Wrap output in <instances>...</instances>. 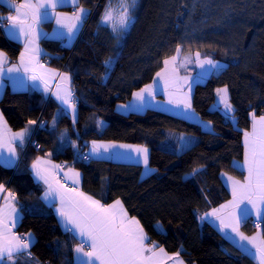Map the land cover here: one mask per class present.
I'll return each mask as SVG.
<instances>
[{"label": "trees", "instance_id": "1", "mask_svg": "<svg viewBox=\"0 0 264 264\" xmlns=\"http://www.w3.org/2000/svg\"><path fill=\"white\" fill-rule=\"evenodd\" d=\"M79 3L89 14L73 47L58 39L40 40L49 52L46 59L73 76L77 121L64 111L58 114L60 105L38 91L7 87L0 98V107L14 130L47 118L46 126L35 133L41 148L30 143L15 167L0 163V184L16 194L23 211L17 228L36 237L27 260L31 264H76L75 240L58 222L55 209L42 199L44 187L32 171L34 159L47 153L58 161L73 162L83 173V189L102 203L121 199L152 242L179 252L188 264H255L212 223L199 217L231 197L222 173L245 177V171L233 161L244 158L243 133L251 129V113L264 114V51L259 50L264 0H138L136 19L119 42L101 22L109 0ZM117 5L118 0H112V6ZM10 11L11 6L0 0V13L6 16ZM178 45L182 54L199 52L227 66L196 84L193 91L195 111L214 131L159 109L123 113L116 108L153 81ZM22 47L0 28L1 49L17 58ZM110 57L113 66L105 77L103 62ZM221 87L229 89L235 122L214 106L216 90ZM183 134L198 137L188 149H181ZM70 140L85 148L95 140L145 145L150 150L149 164L156 171L144 175L141 163L109 158L83 162L66 144ZM198 167L203 168L198 176L186 178ZM261 223L264 234V220ZM242 228L246 233L258 229L250 218Z\"/></svg>", "mask_w": 264, "mask_h": 264}, {"label": "snow or ice", "instance_id": "2", "mask_svg": "<svg viewBox=\"0 0 264 264\" xmlns=\"http://www.w3.org/2000/svg\"><path fill=\"white\" fill-rule=\"evenodd\" d=\"M16 15L0 17V20L9 21L11 31L8 37L13 40L24 38V51L19 56L18 64H10L6 53L0 51V85H3L5 77L12 81L15 86H29L28 81H41L47 90V81L51 76L57 75L51 69H45V66L39 62L43 54L39 46L42 33L39 25L42 21L55 19L60 31L58 36L67 37L69 40L74 38L79 31L80 26L85 21L88 10L79 7L77 0L70 2L78 9L69 17L66 13L56 12L58 6L65 3V0H24V3L17 4L15 0H5ZM138 6V0H118V5L114 8L112 0H109L101 17V22L108 25L114 34L115 39L119 42L130 26L134 23L135 10ZM115 13V14H114ZM181 46H177V55L163 61L165 68L156 73L158 78L163 80L164 86L169 89V104H173L177 109L183 111L185 118H198L191 106V83L188 77L179 76V67H184L185 63H190V57H185L179 61L178 56ZM196 63L204 68L205 65L211 66L216 71L226 68L219 61L209 57L200 59V53L195 54ZM105 77L113 66V59L110 57L104 62ZM20 73L27 74L19 75ZM203 77V74H202ZM201 77V78H202ZM60 79L65 83L63 92L57 91L56 98L65 106V112H71L73 122L76 120V105L74 96L67 84L70 83L68 74L60 75ZM145 85L134 97L139 104L122 105L125 109L139 110L147 103V98L155 95V85ZM188 85V92L183 88ZM39 86V85H33ZM59 89V85L57 86ZM220 104L223 105V111L229 119L235 122V116L231 115L234 109L230 103L227 87L217 89ZM252 130L244 131V166L247 170V178L241 183L238 180L222 173L231 186L233 199L225 205H220L219 209L213 208L210 212H205L199 217L201 221L210 220L217 223V228L223 238L233 244L242 254L250 257L255 264H264V234L257 233L255 236L248 237L240 231L242 222L247 221L250 217H256L257 220H264V115L256 116L255 112L251 113ZM29 125L36 124L32 120ZM55 119L53 125L55 126ZM102 124V121H98ZM204 123V122H202ZM209 131L210 122L205 123ZM7 122L0 112V163L5 167L12 168L16 164V147L17 141L22 145L26 138L31 134V128L5 135ZM63 137V133L61 134ZM190 138L180 137L179 143L181 149H188L192 144ZM117 145L105 144L103 142H92V147L85 160L100 158L103 152ZM122 148L134 149L138 160L144 164L146 173L151 174L156 171L148 166L149 150L145 146L119 145ZM103 150V151H102ZM34 177L37 181H42L46 186L42 199L50 207L55 208L58 222L62 228L70 233L73 239H79L81 243L74 247L77 264H159L160 258L164 254L161 248L159 252L155 249L158 245L153 244L151 247L146 244L148 236L144 231L140 221L135 217H129L127 209L119 199L112 204H102L101 201L94 199L74 188H68L58 179L49 168L42 166L39 158L32 164ZM59 167V166H54ZM71 171V170H70ZM203 171L202 167L194 168L186 174V178H195ZM68 174L65 173V176ZM79 172H74L70 179L74 183H79ZM5 191V186L0 184V193ZM3 205H0V264H17L14 257L26 255L31 257V247L35 244L34 234L29 232L24 235H17L14 229L22 223V212L16 206V196L11 191L3 197ZM231 209L227 213H222L223 209ZM226 251V250H225ZM177 264H184L179 258L180 253L174 254ZM37 264L39 262L37 261Z\"/></svg>", "mask_w": 264, "mask_h": 264}, {"label": "crops", "instance_id": "3", "mask_svg": "<svg viewBox=\"0 0 264 264\" xmlns=\"http://www.w3.org/2000/svg\"><path fill=\"white\" fill-rule=\"evenodd\" d=\"M5 1V0H4ZM15 2L17 4H20V3H24V0H15ZM77 3L79 5V7H82V8H85L88 10V14H89V9L83 5H81L79 3V0H77ZM8 4V3H7ZM74 5L70 2V0H65V3H63L62 5L58 6L57 9H56V12H62V13H66L69 17L72 15V13L74 12L73 11V8ZM87 14V16H88ZM10 15H16V13L12 10L11 8V11L9 14H7L6 16H10ZM5 16V15H4ZM86 16V18H87ZM47 22V24H45ZM85 22H86V19L85 21L82 23V25L80 26L79 28V31L78 33L76 34V36L74 38H72L71 40H69L66 36L61 38L58 36V32L60 31V28L59 26L56 24L55 22V19H48V20H44L40 23L39 25V29L42 33H45L47 34V37L46 38H52V39H58L61 41V43L68 47V48H71L75 45V43L77 42L78 38L80 37L81 33H82V30L84 28V25H85ZM12 29L10 28V25H9V21H8V24L7 26L5 27V33L8 35V32L11 31ZM42 38H45L44 36L41 37ZM40 39V40H41ZM17 41L21 42L23 44V47H22V50L21 52L24 51V38L21 37L20 39H18ZM39 46L40 48L42 49V52L43 54L40 56L39 58V62L41 64H43L45 66V69H51L53 70L57 75L55 76H51L48 78V81H47V90H45V85L43 82L41 81H28V85L29 86H25V87H19V86H15L12 81H10L9 79H7V77H5L4 79V82H3V85H0V98L2 97V95L4 94L5 90L7 87H10L11 89L13 90H17V91H38L44 98H46L47 100L48 99H52L53 101L57 102L59 105H60V110H58V114H60L61 112L64 111V108L65 106L61 104V102L56 98V93L57 91H61V93L63 92V89L65 87V83L61 81L60 79V75L62 74H68L71 78L70 80V83L67 84V87H69L73 93V76L72 74L68 71V70H64L63 67H58L57 65L55 64H52L48 61H46L47 59V56L49 55V52L44 48V46L41 44V42L39 41ZM0 51L6 53L7 55V58L9 60V65H6V66H10V64H18L19 63V56L17 58H12L6 51H4L3 49L0 48ZM197 52H194V53H189V54H182L181 51L179 53V56H178V65L179 66V61H182L184 60L185 57H190L191 59V62L190 63H185V66L184 67H179V76L181 77H188L189 78V83H191V92H190V96H191V106H192V109H194L193 107V91H194V88L196 86V84L200 83V82H204L211 74H213L214 72H216V70L212 69L211 66L209 65H205L204 68H201L197 63H196V60H195V54ZM21 54V53H20ZM177 55V53L175 54ZM173 55V56H175ZM172 57V56H171ZM171 57H168L166 59H170ZM205 57H203L200 53V59H204ZM221 65H224L222 62H220ZM165 68V65L163 66V68L159 71L161 72L163 69ZM202 74H203V77H202ZM19 75H24L26 76L27 74H24V73H20ZM202 77V78H201ZM157 81L156 85H155V95L154 96H150L147 98V103L145 104V106H143L142 108H140L139 110H129V109H125L123 107H120L122 105H133V104H139L140 102L137 101L134 97V94L132 96V98L126 102H124L123 104H117L116 105V108L118 111L120 112H123V113H126L128 110L129 111H144L146 109H149V108H154L155 106H162L164 107V109H159V110H163V111H166V112H169V113H173V114H176V115H179V116H183V111L181 109H177L175 105L173 104H169L168 101H169V95H168V92H169V89L167 87L164 86V83H163V80L161 78H158L157 76L154 77L153 81ZM153 81H151L150 83L148 84H153ZM146 84V85H148ZM33 85H39L38 87L37 86H33ZM60 86L59 89L57 86ZM144 87V86H143ZM142 87V88H143ZM223 88V87H222ZM141 89V88H140ZM140 89L136 90L134 93L138 92ZM221 89V88H219ZM183 91L184 92H188V85H185L184 88H183ZM228 96H230L229 94V89H228ZM158 99H161L162 101L158 100ZM74 103L76 105V120L75 122L77 121V118H78V107H77V103H76V100L74 98ZM231 103V102H230ZM232 105V104H231ZM215 107L219 108L222 110V112L225 114V112L223 111V105L220 104V101H219V97H218V94H217V97H216V101H215V104H214ZM233 107V106H232ZM156 109V108H154ZM169 109V110H168ZM234 109V108H233ZM128 111V112H129ZM195 111V109H194ZM0 112L3 113L1 107H0ZM65 112V111H64ZM195 113L197 114V117L198 118H192L190 120H193V121H196V122H199L202 124V126L207 129L205 127V123L209 122V121H206V120H203L201 118V116L199 115V113H197L195 111ZM66 114H68L71 118H72V115H71V112H66ZM226 115V114H225ZM231 115H234V112L231 113ZM264 115V114H262ZM257 116V115H256ZM3 117L4 119L6 120L7 122V130L8 131H5L4 134L5 135H10L11 133H16V132H19L23 129H25L26 127H30L31 128V134L26 138L25 142L21 145L19 143V141L16 142L15 144V147H16V157H17V160H16V164L18 165L25 150L27 149V147L29 146V144L31 143V138L33 136V132H34V128H35V124L34 125H29V123H27L25 125V127H23L22 129H19V130H14L9 122L7 121L4 113H3ZM228 117V116H227ZM259 117V116H257ZM236 121V119H235ZM204 122V123H202ZM211 125V128H212V124L210 123ZM252 130V126H251V129L248 130L249 132ZM185 138H190L191 140H196V137H193V136H186L185 135ZM69 142V141H68ZM68 142L66 144H68ZM93 142V141H92ZM92 142L90 143V145L88 146V151L91 149L92 147ZM103 143L105 144H114V145H117V147L115 148H111L109 149L108 151L106 152H103V155L102 157L100 158H109V159H113V160H116V161H122V162H132V163H141L144 167V175L146 173V169H145V166L144 164L141 162V160H138L137 157H136V154H135V151L134 149H131V148H122V147H118L119 145H134V146H145V145H141V144H135V143H127V142H118V141H106V140H102ZM147 147V146H145ZM148 148V147H147ZM149 150V148H148ZM103 151V150H102ZM149 155H150V150H149ZM39 158L42 166L44 167H47L49 168V170L55 174V179H58L56 177V173L58 171L61 172L62 174V178L63 180L73 184L74 186L76 187H70V186H67L68 188H74L80 192H83L85 193L86 195H89V196H92L94 199L96 200H99L97 199L96 197H94L93 195H91L90 193H88L87 191H85L83 189V173L80 169L76 168L75 166H73L71 163H68V166L66 169H61L60 168V164H61V161H58L56 159H54L51 155L49 154H41V155H38L34 161H37V159ZM33 161V162H34ZM234 165L242 170L245 171V177L244 178H238L230 173H227V172H224V173H227L228 176L234 178L235 180H238L240 181L241 183H243L246 178H247V170H246V167L244 166V158L241 159V160H234L233 161ZM33 164V163H32ZM54 166H59V167H54ZM148 166L150 168H152L149 164V159H148ZM71 170V171H70ZM33 171V170H32ZM74 172H79V183H74V180L73 179H70L69 177H72L73 176V173ZM65 173H67L68 175L65 176ZM223 177V181L226 185V187L228 188L229 192L231 193V197L229 199H227L226 201L222 202L221 204L217 205L216 207H213V208H216V209H219L220 208V205H225L227 204L229 201H231L233 199V195H232V191H231V186L229 184V182L227 181L226 177L222 176ZM61 183H62V179H58ZM43 187H44V190H43V193H42V197H43V194H44V191H45V185L43 184L42 181H39ZM63 184V183H62ZM4 185V184H3ZM5 186V191L0 193V205H3L4 201H3V197L6 196L8 194V191H11L7 185H4ZM12 193H14L13 191H11ZM15 194V193H14ZM16 196V194H15ZM16 199H17V196H16ZM117 200V199H116ZM121 200V199H119ZM45 201V200H44ZM100 201V200H99ZM115 201V200H114ZM114 201L108 203V204H112ZM122 201V200H121ZM46 202V201H45ZM123 202V201H122ZM47 203V202H46ZM102 203V202H101ZM48 204V203H47ZM104 204V203H102ZM49 205V204H48ZM107 205V204H106ZM124 205V203H123ZM16 206L17 208L22 212L23 214V211L20 209V207L18 206L17 204V201H16ZM125 207V205H124ZM126 208V207H125ZM213 208H211L210 210L206 211V212H210ZM55 209V208H54ZM127 209V208H126ZM222 213H227L229 211H231V209H223L221 210ZM128 212V210H127ZM205 213V212H204ZM204 213H202L201 215H203ZM128 215L129 217H135V216H132L129 214L128 212ZM200 215V216H201ZM136 219H138L137 217H135ZM250 218H255L257 220L256 217H250ZM139 220V219H138ZM140 221V220H139ZM205 221H209L210 223H212L216 228H217V223H213L211 222L210 220H205ZM257 221H261V220H257ZM141 223V221H140ZM19 225V224H18ZM17 225V227H18ZM142 225V223H141ZM242 225H243V222L241 223L240 225V231L248 236V237H252V236H255L257 233H262V229L258 228L256 231H254L253 233H246L243 228H242ZM143 226V225H142ZM144 228V227H143ZM218 229V228H217ZM145 231V229H144ZM30 232V231H29ZM27 232V233H29ZM33 233V232H31ZM145 233L147 234V232L145 231ZM34 234V233H33ZM263 234V233H262ZM72 236V235H71ZM148 236V241H146V244H148L149 247H151L153 244L156 245L155 242H152L150 240V237L149 235L147 234ZM34 237H35V234H34ZM36 239V237H35ZM75 240V243H74V247L81 243V241L79 239H74ZM163 249L164 250V254L166 255H162L161 258H160V261H159V264H177V260H176V257L174 256L175 253L177 252H169L167 251L164 247H160L158 246L155 250L157 252H159L160 249ZM31 250V249H30ZM73 254H74V261L75 263L77 264V261H76V253L74 252V248H73ZM27 257L26 255H20L19 257H14V259L17 261V264L21 263V264H31V262L29 260H27ZM180 259H182L184 261V264H188L181 256H179ZM30 259V258H29ZM33 264V263H32Z\"/></svg>", "mask_w": 264, "mask_h": 264}, {"label": "built area", "instance_id": "4", "mask_svg": "<svg viewBox=\"0 0 264 264\" xmlns=\"http://www.w3.org/2000/svg\"><path fill=\"white\" fill-rule=\"evenodd\" d=\"M72 9H73V11H78V9L75 6ZM0 17H6V16H4V15H2L0 13ZM7 24H8V20L7 19L0 20V28H5L7 26ZM46 61L49 62V60H46ZM73 96H75L74 89H73ZM46 124H47V118L46 117H40V119L38 121H36L35 128H34V132H33V136L31 138V144H33L36 148H41L42 145H41V142L39 141V139L35 137V133H36V131L39 128L45 127ZM67 145L72 146L75 149V151H76V158H78L79 160H81L83 162H86V163H89L92 160V159L85 160L83 158L84 156H87L88 155L89 151H88L87 148L83 147L77 141L70 140ZM67 166H68V163H66V162H61V164H60V168L61 169H66ZM56 177L58 179H62V183L63 184H65L67 186H70V187H76L73 184H71V183L63 180V178H62L63 176H62V174H61L60 171H58L56 173ZM250 222H251V224H253L257 228L262 229V223H261V221H257L255 218H250ZM14 231L16 232L17 235H24V234L27 233L26 231L19 230L17 227L14 229Z\"/></svg>", "mask_w": 264, "mask_h": 264}, {"label": "rangeland", "instance_id": "5", "mask_svg": "<svg viewBox=\"0 0 264 264\" xmlns=\"http://www.w3.org/2000/svg\"><path fill=\"white\" fill-rule=\"evenodd\" d=\"M261 27H263L264 28V24H262V26ZM259 50H260V52H263L264 51V29H262L261 30V32H260V29H259ZM222 88V87H221ZM223 88H225V87H223ZM227 89H228V87H227ZM158 100H160V101H162L161 99H158ZM124 103V102H123ZM122 102L120 103V104H123ZM119 104V103H118ZM154 108H156V109H164V107H162V106H155ZM169 110V109H168ZM129 111V110H128ZM126 112V113H129V112ZM186 136H193V137H196V139L198 138L197 136H194V135H186ZM183 137H185V134H183ZM95 141H97V142H102L101 140H95ZM193 142L192 143H194L196 140H192ZM190 173V172H189ZM188 174V173H187Z\"/></svg>", "mask_w": 264, "mask_h": 264}]
</instances>
